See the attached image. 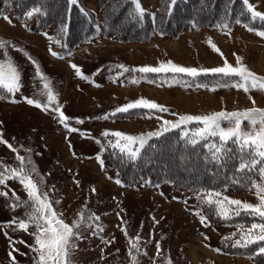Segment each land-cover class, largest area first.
<instances>
[{"label":"rangeland","instance_id":"obj_1","mask_svg":"<svg viewBox=\"0 0 264 264\" xmlns=\"http://www.w3.org/2000/svg\"><path fill=\"white\" fill-rule=\"evenodd\" d=\"M160 1L138 0L147 13L150 27L155 17L159 20L166 14L165 0L158 7ZM8 2L11 5L5 6L0 0V40L8 42L6 49H0V61L4 62L8 76L11 73L7 65L11 60L20 76L21 87L14 93L0 87V134L15 149L0 143V172L18 168V155L25 157L26 165L30 158L39 173V176L33 173V179L39 182L43 177L42 191L48 193L52 207L63 214L65 222L71 225L79 219L80 213L84 214L85 223L79 229L82 239L74 241L77 247L71 256L72 264H133V256L136 264H169V261L170 264H260L261 255L255 253L264 242L247 248L232 247L241 229L247 231L252 223L260 220L238 216L229 221L218 216L215 220L201 222L200 216L204 214L198 204L209 191H201L203 186L195 179L187 181L182 164L185 159H195H189L179 145H174L171 134L175 132L168 131H187L191 140L192 133L203 125L192 122L168 131L163 129L164 121L175 123L181 115H206L253 107L264 109V91L250 89L246 93L236 87H223L225 80L232 84L239 78L229 79L222 74L201 73L192 77L132 70L157 67L168 61L184 67L211 69L223 66L225 59L236 67L237 57H240L251 72L264 77V37L257 34L264 30V24L251 27L236 22L224 29L184 27L176 35L163 34L160 31L165 29L155 25V31L151 28L147 32V36L151 33L148 39L135 40L144 37L141 28L125 23L122 15L111 16L112 10L98 6L96 0L80 1L89 11L91 25L86 23L83 14L73 9L65 28L63 23L58 25L62 21L63 7L58 8L56 3L49 0H25L19 5L14 4V0ZM180 3L184 9L178 5L180 10L176 8L173 16L175 22H178L179 12L185 21L183 11L191 6L188 0H180ZM32 5H40L48 14L36 16L33 13L29 17L27 13L33 11ZM4 15L11 22L3 19ZM106 19L111 21L102 23ZM48 22L57 23V26H50ZM166 27L172 29L173 26ZM249 27L254 31H249ZM212 44L220 51H215ZM73 64L89 79L78 76ZM37 65L45 79L37 75ZM118 65H124L129 71L123 72ZM133 80L138 82L132 83ZM46 82H50L54 97L51 101L47 95L49 89L44 88ZM140 98L154 101L168 111L116 112L117 108ZM27 99L48 108L30 105ZM55 108L69 117L67 128L59 122L58 112L53 111ZM229 126L226 122L222 124L224 128ZM242 127L244 131L251 130L247 121ZM71 128L77 131H70ZM106 132L109 135L105 136ZM115 132L137 137L149 133L162 135L148 139L140 156L131 160L113 146L117 141L121 145L126 143L111 135ZM213 139L219 141L214 137L204 141L211 143ZM167 162H175L177 171H171ZM203 163L197 167V178L205 185L216 187L219 184H214L213 176L211 179L203 175L207 168ZM159 171L168 172L169 176L157 175ZM261 180L257 172L253 181L259 183ZM5 191L7 197L0 195V264H13L9 253L15 257L16 264H34L36 253L29 245L34 244L36 228L30 224L25 231L17 226L20 220H27L26 212L31 205L11 207L16 203L12 191L21 201L28 200L27 194L23 186L12 179L6 180V186L0 185V192ZM215 192L220 196H213V199L223 201L228 197L253 205L259 203L252 184L246 192L229 189ZM223 206L236 207L226 201ZM91 214L100 219L88 220ZM234 216L231 214V218ZM13 218L17 224L9 225ZM137 236L140 237L139 251L132 248Z\"/></svg>","mask_w":264,"mask_h":264},{"label":"snow or ice","instance_id":"obj_2","mask_svg":"<svg viewBox=\"0 0 264 264\" xmlns=\"http://www.w3.org/2000/svg\"><path fill=\"white\" fill-rule=\"evenodd\" d=\"M172 2L175 3L176 0H172ZM71 3L76 4L77 0H71ZM242 3L247 6V11L250 13L253 20L260 19L261 21H264V13L256 11L249 0H242ZM136 10L140 16L144 15V9L140 6L138 0L136 2ZM38 11L40 10L33 9V11L28 12L27 15L31 17L34 12ZM3 19L11 22L7 15H4ZM223 27H227V25H224ZM248 30L254 31L251 27H249ZM257 34L264 37V30L259 31ZM7 46V41L0 40V49H6ZM211 47L217 52L220 51L215 44H212ZM53 55H55V53H53ZM33 63H35V61H33ZM237 65L238 66L233 67L225 59V63L221 67L198 69L195 67L179 66L172 61H168L167 63H160L157 67L143 66L138 69H133L132 71H138L145 74L179 73L187 74L192 77H196L201 73L222 74L224 77L229 79H233L235 77L239 78L238 80H234L232 84H229L228 81L225 80V82L221 85L223 87H236L237 89H243L246 93L249 92L250 89L264 91V77H260L251 72L245 65L242 64L240 57H237ZM7 66L11 73L8 76H6L4 71V62L0 61V87L6 88L10 93H14L21 87L20 76L15 67L12 65L10 59L8 60ZM72 67L76 69V74L78 76H81V78L85 80L89 79V77L82 74L78 66L73 64ZM118 67L123 69V72L129 71V69L124 65H118ZM36 72L41 79H45L43 74L40 72L38 65L36 66ZM123 72H121L120 75H123ZM137 82V80L132 81V83ZM44 88L49 89L47 95L48 100L51 101L54 97L50 91V82H46L44 84ZM27 103L36 107H43L45 110L48 108L47 105H41L32 99H27ZM253 104H255L254 100ZM132 109H146L149 111L156 110L160 112L168 111L166 107L159 105L154 101L140 98L134 102H130L117 108L116 112H128ZM53 111L58 112L59 122L67 128V121L69 120V117H67L59 108H55ZM104 118L106 119L107 117ZM245 121H247L251 126L250 131L243 130L242 124ZM77 122L83 123V121ZM192 122L202 124L203 126L192 133L193 138L190 140L191 144L195 145L199 143V140H208L210 137L218 138L220 142L218 145L213 142L211 145L205 146L210 148L214 160L221 161L225 154L231 151V149L227 147L229 142H231L237 146L240 153L238 156L239 163L237 171H257L261 175V182L257 183L250 181V183L255 187L256 194L259 199V203L257 205L230 199L228 197H224L223 201L218 198L213 199V196H220V193L215 192L214 190L203 194L202 200L207 203L213 214H217L220 218L225 220L231 219V214L240 216L241 210H243L246 215L259 217V223H252L251 228L247 231H244L243 229L240 230L239 238L235 239L232 247L247 248L249 245L264 242V109L253 107L242 111H220L212 114L195 116L181 115L179 116V120L175 123L164 121L165 127L163 131H168L171 128H179L181 125H186ZM225 122L230 125L228 128L222 127V124ZM256 125H259V128H257ZM70 131L75 132L77 129L71 128ZM104 135L107 136L109 133L106 132ZM111 135L121 138L126 142L121 145L119 141H117L113 146L119 148L121 154L127 155L131 160H135L140 156L141 150L147 144L148 139H150L153 135H162V133H149L147 136L141 135L138 137L120 132L111 133ZM183 135L188 137L189 133L185 131ZM196 137H199V140L196 139ZM0 143H4L9 149L15 151L13 146L9 144L8 141L2 139V134H0ZM17 159L20 161V166L18 168H6L5 172H0V185L6 186V180L8 179L17 180L23 186L28 200L21 201L15 191H12V195L15 198L16 203L12 204L11 207L15 209L17 207H28L31 205V208L30 211L26 212L27 220H20L17 224L16 218H13V220L9 221L8 224H17L20 229L25 231H27L30 224L35 226L36 231L33 233L34 244L29 245L31 250L36 253V256L33 258L34 264H72L71 256L74 254L77 247L74 241L82 239L79 229L81 228V225L85 223L84 214L80 213L79 219L74 220L71 225L66 223L62 218L63 214L58 213L52 207V202L49 200L48 193L42 191L41 185L44 182L43 177H40L39 182L33 179V173L37 176H39V173L37 172L35 165L32 164L31 159L28 158L27 160V165H31V167H28L25 164V157L18 155ZM100 163L103 164V161L101 160ZM76 183L79 185L78 181ZM116 183L119 184L120 181L117 180ZM92 191L95 192V189L93 188ZM0 195L7 197L8 192H0ZM224 201H226L228 205H234L236 207L226 208L223 206ZM57 203H59V201H57ZM196 214L200 215L199 212ZM87 219L98 221L100 218L99 216H95V214H91L87 217ZM200 219L201 222L204 223L208 217L201 215ZM89 227L91 226L89 225ZM98 231H103V229L98 228ZM123 231L124 234L127 235V231ZM95 234L96 232L93 231V235ZM135 239L137 243H132V248L139 251L138 241L140 240V237L137 236ZM226 239H230V237ZM20 243L24 242L21 241ZM104 243L110 244L112 242L104 241ZM156 247L158 249L157 254L159 255V243H157ZM14 250L18 251V249ZM216 251H219V249H216ZM255 254L264 255V244H259ZM9 255L13 264H16L15 257L12 256L11 253H9ZM132 260L133 264H136L135 256L132 257Z\"/></svg>","mask_w":264,"mask_h":264},{"label":"trees","instance_id":"obj_3","mask_svg":"<svg viewBox=\"0 0 264 264\" xmlns=\"http://www.w3.org/2000/svg\"><path fill=\"white\" fill-rule=\"evenodd\" d=\"M9 0H3V4L10 6L11 4L8 2ZM25 0H14V4L19 5L23 3ZM50 2L56 3L58 8L63 7L62 13L60 14V20H62L58 25L63 23V28H65L68 24V19L70 16V12L73 9H76L77 12L83 14L85 17L86 23L91 25L89 21V11L80 4L81 0H77L76 4H72L71 0H49ZM191 2L190 8H185L183 11L184 13V20L182 19L181 13L178 14V22L173 21V16L176 13V8L179 9L178 5H181L180 0H176L175 3L172 0H165V8L166 14L160 16L158 20L157 17L153 21H151V27L147 24L146 21V12H144L143 16H140L136 10V1L134 0H96L97 5L106 6V9H111V16L122 15L121 20L125 23H132L135 26L141 28L142 35L144 36L142 39H135V40H146L151 35V33L147 36V32H149L152 28L155 31V25H158L159 28L163 27L165 29L161 30L160 32L163 34H171L176 35L180 32L181 29L185 28H192L193 30L199 28H228L230 27L235 21H242L249 25H253V20L251 18L250 13L247 11V6L242 3V0L238 2L237 0H196L193 3V0H188ZM164 0H161L158 4V7L163 5ZM47 5V4H46ZM184 9V6L181 5ZM30 8L39 9L40 11L34 12L37 15H46L48 14L46 10H43L40 5H32ZM17 10L20 8L17 6ZM108 11L110 12V10ZM180 10V9H179ZM236 14V15H235ZM111 20L106 19L103 20L102 23L108 24ZM167 21L171 22L173 27L172 29L167 28ZM185 23V25H184ZM57 23L48 22V25L56 27ZM227 25V27H223ZM106 26V25H105ZM92 27V26H91ZM179 27V28H178ZM106 30V29H105ZM111 31V29H107ZM152 32V31H151ZM167 32V33H166ZM168 132H175L174 135L171 134V138L174 141V145H179L182 149L183 154H185L189 159H195L192 161H188L185 159V164H182V172L187 175V181L190 182L192 179L197 180L198 185H202L203 188L201 191H218L222 189H229L237 192H246L249 186L251 185L250 181H253L257 171L253 172H238V156H239V149L235 144L229 142L228 148L231 149L230 152L226 153L224 158L221 161H216L213 159L210 148L206 147L205 145H211L215 142L217 145L220 143L216 139L210 143L209 141L199 140V143L193 145L190 143L189 137H185L183 133L179 130H170ZM167 132V133H168ZM170 135V134H169ZM172 141V142H173ZM154 157V156H153ZM151 157V158H153ZM126 159H128L126 157ZM149 161V159L147 160ZM201 161L204 165L207 166L205 170H203V175L206 178H211L213 176L214 184L217 185L216 187H211L209 185H205L202 183L200 178H197V172L201 165L197 164ZM165 163V162H164ZM169 165V169H173L175 172L177 171V166L175 162H167ZM180 164V163H179ZM177 168V169H176ZM172 171V170H171ZM157 175L169 176L168 172H156ZM160 179V178H159ZM238 181V182H236ZM174 182H177L174 180ZM193 184V183H191ZM205 189V190H204ZM199 192V191H197ZM194 193V192H193ZM196 193V192H195ZM199 208L203 212L204 216L208 217L209 220H215L218 218L217 214H213L212 210L209 209L208 205L204 202L199 201L198 204ZM243 212V213H242ZM240 216L246 217L250 220H260L258 216H249L244 214L242 211ZM238 216L232 217L229 221H232L234 218ZM254 244L250 245L253 246ZM259 256V254H256ZM260 262L264 264V255H261L259 258ZM260 263V264H261Z\"/></svg>","mask_w":264,"mask_h":264},{"label":"crops","instance_id":"obj_4","mask_svg":"<svg viewBox=\"0 0 264 264\" xmlns=\"http://www.w3.org/2000/svg\"><path fill=\"white\" fill-rule=\"evenodd\" d=\"M249 2L253 5L256 11L264 13V0H249Z\"/></svg>","mask_w":264,"mask_h":264}]
</instances>
